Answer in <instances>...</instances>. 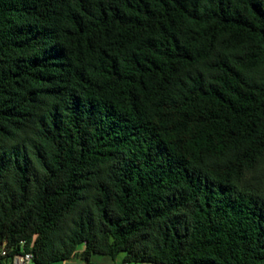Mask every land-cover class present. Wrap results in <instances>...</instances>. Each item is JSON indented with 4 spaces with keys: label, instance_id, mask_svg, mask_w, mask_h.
Listing matches in <instances>:
<instances>
[{
    "label": "trees",
    "instance_id": "1",
    "mask_svg": "<svg viewBox=\"0 0 264 264\" xmlns=\"http://www.w3.org/2000/svg\"><path fill=\"white\" fill-rule=\"evenodd\" d=\"M264 264V0H0V264Z\"/></svg>",
    "mask_w": 264,
    "mask_h": 264
},
{
    "label": "crops",
    "instance_id": "2",
    "mask_svg": "<svg viewBox=\"0 0 264 264\" xmlns=\"http://www.w3.org/2000/svg\"><path fill=\"white\" fill-rule=\"evenodd\" d=\"M85 249L86 246L82 245L77 251V253H75L71 258L54 264H126L124 261L123 254H121L117 258H112L104 255H93L90 261H86L83 258V252L85 251ZM32 264H36V263H32ZM135 264H153V263L143 262V263H135Z\"/></svg>",
    "mask_w": 264,
    "mask_h": 264
},
{
    "label": "built area",
    "instance_id": "3",
    "mask_svg": "<svg viewBox=\"0 0 264 264\" xmlns=\"http://www.w3.org/2000/svg\"><path fill=\"white\" fill-rule=\"evenodd\" d=\"M20 245L22 249L20 252L14 253V255L12 256V264H32L34 259L33 254L30 252H26L23 249V247L26 245V242L22 241ZM0 256H8V251L4 248L0 253Z\"/></svg>",
    "mask_w": 264,
    "mask_h": 264
}]
</instances>
